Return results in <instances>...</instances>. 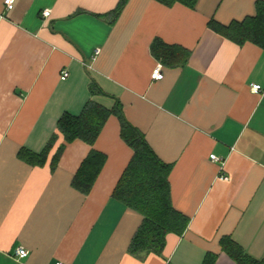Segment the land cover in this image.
I'll return each mask as SVG.
<instances>
[{
	"label": "crops",
	"instance_id": "obj_1",
	"mask_svg": "<svg viewBox=\"0 0 264 264\" xmlns=\"http://www.w3.org/2000/svg\"><path fill=\"white\" fill-rule=\"evenodd\" d=\"M120 1L15 0L8 10L0 0V264H203L208 254L237 264L224 238L264 261V51L208 27L255 15L260 0H199L194 9L129 0L115 19ZM156 39L189 50L186 65L164 67L151 53ZM158 66L164 78L153 80ZM93 83L103 96L91 94ZM90 101L108 110L120 101L127 121L173 165L172 202L190 224L167 236L162 255L128 253L143 217L112 198L134 155L116 115L93 146L68 144L51 169L65 143L59 120ZM54 134L44 166L18 157L21 149L41 154ZM92 149L107 162L84 196L72 181ZM18 246L28 257H15Z\"/></svg>",
	"mask_w": 264,
	"mask_h": 264
},
{
	"label": "trees",
	"instance_id": "obj_2",
	"mask_svg": "<svg viewBox=\"0 0 264 264\" xmlns=\"http://www.w3.org/2000/svg\"><path fill=\"white\" fill-rule=\"evenodd\" d=\"M128 1H120L113 12L115 19L118 18ZM155 1L168 7L182 4L194 9L199 0ZM208 27L239 46L249 42L264 51V1L260 0L256 3L255 15L241 22H232L225 26L211 20ZM151 53L156 60L168 68L186 65L191 54L189 50L181 46L169 45L160 39L153 41ZM90 92L93 96L104 95L94 83L91 85ZM111 115L118 117L121 124V138L134 151L112 198L143 217L130 243L128 253L141 260L150 254L162 255L167 236L170 234L182 236L189 227L190 218L177 211L172 202L169 177L173 165L163 162L151 148L144 134L127 121L120 101H117L111 110L90 101L79 116L64 114L58 122V132L63 135L65 143L53 156L51 169L54 171L57 168L68 144L80 140L93 146ZM57 139V134H54L41 154L21 149L18 157L31 166H44ZM106 162L105 154L92 149L74 176L72 187L82 195L88 196ZM221 244L224 252L237 264H264V261L254 260L247 256L230 238L222 239ZM216 259V255L208 254L203 264H215Z\"/></svg>",
	"mask_w": 264,
	"mask_h": 264
},
{
	"label": "built area",
	"instance_id": "obj_3",
	"mask_svg": "<svg viewBox=\"0 0 264 264\" xmlns=\"http://www.w3.org/2000/svg\"><path fill=\"white\" fill-rule=\"evenodd\" d=\"M14 3H15V0H5V5H6V8L8 10H12L14 8ZM43 16L45 18H48L51 16V10H45L43 12ZM99 52H96V55L98 54ZM69 76V73L67 72V70H64L62 72V75H61V80H66ZM164 78V74H163V70H162V67L161 66H158L153 74H152V79L153 80H162ZM251 89L254 93H261L263 90H262V87L259 86V85H252L251 86ZM210 159L213 161V162H221L222 160L218 157H216L215 155H212L210 156ZM225 180H227L228 178L227 177H223ZM14 254H15V257H17L18 259H25L26 257H28L29 255V252L28 250L23 247V246H18L15 251H14Z\"/></svg>",
	"mask_w": 264,
	"mask_h": 264
}]
</instances>
